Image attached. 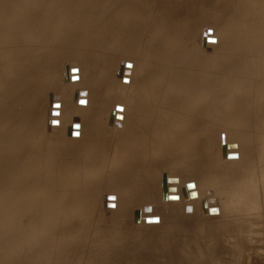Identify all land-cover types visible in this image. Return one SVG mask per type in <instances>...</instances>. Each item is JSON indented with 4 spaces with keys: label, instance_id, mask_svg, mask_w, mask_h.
I'll list each match as a JSON object with an SVG mask.
<instances>
[{
    "label": "rangeland",
    "instance_id": "1",
    "mask_svg": "<svg viewBox=\"0 0 264 264\" xmlns=\"http://www.w3.org/2000/svg\"><path fill=\"white\" fill-rule=\"evenodd\" d=\"M133 1L0 0V80L9 82L0 87V124L33 98L43 110V132L13 143L14 153L0 149V162L10 154L0 179V264H168L176 247L193 260L203 250L206 264H264V0H137L146 9L137 27L113 16ZM161 4L172 11L168 20ZM52 8L45 35L12 36L29 12L37 18ZM97 27L102 38L121 35L95 43L73 68L66 60L74 52L62 50L76 51V36L93 39ZM19 62L30 71L18 81ZM164 63L171 76L181 66L206 76L181 93L167 90ZM66 89L79 101L62 111ZM169 93L180 95L182 110L162 102ZM136 107L162 125L140 124ZM65 134L72 144L53 151L50 140ZM247 193L248 202L236 201ZM212 195L211 208L227 204L238 215L213 242L195 232L208 216L223 217L208 210ZM194 196L193 215L177 216L189 238L168 233L167 215Z\"/></svg>",
    "mask_w": 264,
    "mask_h": 264
},
{
    "label": "bare ground",
    "instance_id": "2",
    "mask_svg": "<svg viewBox=\"0 0 264 264\" xmlns=\"http://www.w3.org/2000/svg\"><path fill=\"white\" fill-rule=\"evenodd\" d=\"M115 1L119 5L122 3L121 0H115ZM136 1L137 0H134L130 5H127V9L128 10L126 9V12H123V16L122 17L119 14L118 15H113V16L115 18H117L118 20H120V21L121 20H125L124 22H125L126 25H130L131 24L132 26L136 25L135 27H137L143 21L141 19L143 14L140 11H143V10H146V9L143 6H142L143 8H139L140 7L139 1H137V5H136ZM190 1L191 0H185L186 5H188V3ZM119 5H116V7L118 6V9H119ZM141 5H142V3H141ZM82 7L84 8L85 6H82ZM159 9L161 11V15L166 20H168V17H169L168 15L171 16L172 11L168 10L169 8H168L167 4L164 5V6H163V4H161V6L159 5ZM129 11H135L138 14H141V15L139 17L138 16L130 17L129 14H128ZM56 12H57V9H53L52 8V9H49V13L48 14L43 15L41 17H37V18L34 16V12H29L27 14L26 18L18 24V27H20V28H15V29H13L11 31L12 32V36H19L20 32L22 34V33H26L28 30H29L28 32H30V30H32V29H35V32L36 31L39 32L42 36L45 35L46 26H44V24L47 25L53 18H55ZM117 12H119V11H117ZM53 14H55V15H53ZM184 14H185V12H184ZM193 14L194 13L192 12L191 15H189L188 17H192ZM55 20H56V18H55ZM55 20H53V21H55ZM224 21H226V20H224ZM107 22L110 25L113 24V20L110 17L107 19ZM60 27L63 28V29H66V32H68V30H69V28L64 26V25H60ZM100 28L101 27H97L96 28V31L93 33L94 34V38L93 39H91L89 37L90 34H87V33H84V32H82L81 34L77 35L76 37H77L78 41L75 42V43H77L75 45V48H77V47L78 48L76 49V51H72V49L67 47V46L64 47L65 49H63L62 51H63V53H64V55L66 57H68V56L65 54L64 50L65 51L70 50L69 52H74V54L69 56V59L66 60V61L70 62L72 67L76 66L73 59L81 57L82 54L88 48L92 47L95 43L98 44V42H100V41L104 42L105 40L110 42V38L111 37L117 39L121 35V32H116V35H112L111 34V35H108L106 38L104 36L102 38L103 31L99 32ZM2 29H4V28H2ZM42 30H43V32H42ZM111 41H112V39H111ZM164 56L166 57L167 53H165ZM19 64H20V62L17 64V66H15L13 68L14 69V71H13L14 73H12L14 75V78L16 80H18V81L21 80V79L23 80L26 72L30 71V69H28L26 72L22 71L20 69ZM61 67H62L63 70H65L66 66L65 65H63V66L61 65L60 67L55 68V71L57 72L58 70L61 69ZM231 67H233V66H231ZM235 67L238 68L237 65H235ZM162 69H163V71H162L163 73L161 74V79H162V81L165 84V88L167 90H169L170 86H171L172 88L177 89L179 91V93H181L188 86L192 85L194 83V81H196L201 76H206L205 72L203 70H201L198 73L199 75L196 73V77H190L188 72H187V67L186 66H184V67L181 66L178 70L176 69L177 71H176L175 75H173V76H171V74L169 72V69H168V65L166 63H164V66L162 67ZM231 70L233 71L234 69H231ZM235 70L236 71L233 74L237 73V69H235ZM46 72L47 71L44 68L41 70L42 74L46 73ZM58 72H60V71H58ZM236 77H237L236 75L234 76V75L230 74L229 75V80H231L230 82H234ZM246 77H248V76H246ZM45 82H47V84H46L47 86L48 85L57 84L56 81H53L54 84L51 83L50 81H45ZM8 83L9 82L6 79L0 80V87L2 86L4 88H6ZM238 84H240V83H236L235 85H238ZM48 87L50 88L51 86H48ZM66 90L67 91L59 99L60 100V105L59 106H62L61 107L62 111H65L67 106L69 107L71 104H73L72 102H74V104H75L76 101H79L77 96L74 97L72 101H70V96H71L70 95V90H68V89H66ZM50 91L51 90L43 92V93L48 95L50 93ZM68 92H69V94L67 95ZM187 99H188V97H187ZM162 102L167 104V105H169V106L171 105V106L177 107V108H179L181 110L184 108L183 104L181 103L182 101H181L180 95L178 96V95H174L172 93H169V94H167L164 97ZM198 104H200L202 107H205L204 103H200L199 102ZM214 104L215 103L213 101L210 104V108L213 109L214 108ZM39 105L40 104H36V98H33L31 103H26L25 104V108L22 111H20V112L14 111V114L9 119L10 121L8 120L9 122H8L7 125H6V123L2 124V125L0 124V149L3 148V147H8V151L14 153L15 151H17V146L13 145V143H21V145H22V142H25V141H28L29 139H31V137H30L31 135L38 134V131L43 132V128L41 129V122L42 121L40 120V117L42 115V111L43 110L40 109ZM185 105H186V103H185ZM136 109L141 111V113L138 115V117H140L138 119L140 124L143 123V122H148L151 125L155 124L157 127L162 125L160 117H158L156 115H148V114H146L143 111L142 108L136 107ZM64 115H66V113H64ZM32 127H35V128L32 129ZM7 129H8V131H7ZM5 132H6V134H5ZM64 136L65 137H63V139H62L63 141H60V139H59L60 142H57L55 140V136L54 137L52 136L53 138L50 140L51 141L50 144H53V151L56 152L57 149L61 150L62 148L68 147V146H70L72 144V138L70 137L67 140V137H69V136L67 134H65ZM59 144H61V145H60L59 148H57ZM140 146H142V144L139 145V146H135V149L133 150V152H134L133 154H135V153L141 154L142 153ZM9 155H7V156H9ZM7 156H5L4 158L3 157L1 158V162H0V179H1V175L3 174V171L6 169V168L2 169V167L6 163L5 159H6ZM30 162L32 164L33 171L35 170V167H36V170L42 169L40 167L41 163L37 164V163H34V161L33 162L30 161ZM36 164H37V166H36ZM27 166H28V164H27ZM28 168L31 170V168L29 166H28ZM238 186H236V187H238ZM62 195H63V192H62ZM249 195H248V193L245 194V195H241L240 197L237 198L236 201L238 203H240L241 200L243 198H245V201L248 202ZM216 197H217L216 195H212L209 198L210 200L206 199L207 207H209L208 210H212L213 212L215 211V213L217 211H220L221 214L223 215V217H220L219 219H215V218L213 219L211 216H208L209 218L208 219H204V222H203L202 226H198L196 228V230H195L196 233H201L204 236H209L211 242H213V240L215 239V237L217 236L218 233H222V232L225 233L227 230H229L228 222H230L231 220L234 221L235 217L238 216L235 212H233L231 210V208L227 204H225L222 207L213 206L211 208V205H212L211 203L214 201V199ZM62 203H64V202H62ZM187 205H188V207L187 206L185 207V206L177 205L172 210L173 212H175V214H171V215L168 214L167 215L166 224H167V232L168 233H173V232H176L178 230V231H180L182 233H186L184 238H189V235H187V232H188L187 230H189V228L186 227V222H185L186 220H184V219L181 220V219H179L180 217H177V216L179 214H181V213H183V215H185L187 217L193 215V213H194L193 207L197 205L196 197L194 196V198L191 199L190 202ZM259 206L261 207L262 205H259ZM208 214L211 215L210 211H208L207 215ZM222 215H220V216H222ZM4 220H2V221L5 222L6 220L5 221ZM239 220H240V218H237L235 222L238 223ZM7 221H9V220H7ZM3 225H4V223H3ZM240 226L237 227L235 230H233V233L241 232L242 227H240ZM216 232H217V234H216ZM211 238H213V239H211ZM14 241H15V239H14ZM167 241H168V245L171 244L170 240L167 239V240L164 241V246L167 245ZM165 242H166V244H165ZM10 243H9V241L7 242V244H9V246L11 245ZM15 243H17V242L15 241ZM17 244H19V243H17ZM12 247H13V245L11 246V248ZM164 248H166V246ZM176 249H177V251L175 253V261L173 262L171 260L168 264H204L205 263V262L204 263L200 262L201 261L200 259L201 258L203 259V256H204V255L202 256V254H204L203 250H199L197 256L194 255L198 260H193V258H194L193 255H191L189 253L187 254L186 250L180 249V248L178 249V247H176ZM133 260H135V258L132 259V262H130V264L133 263ZM204 260L206 261V259H204Z\"/></svg>",
    "mask_w": 264,
    "mask_h": 264
}]
</instances>
